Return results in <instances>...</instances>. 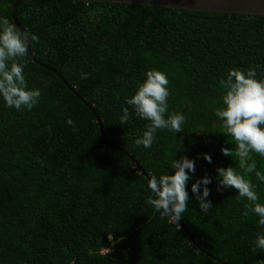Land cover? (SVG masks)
Returning <instances> with one entry per match:
<instances>
[{
  "label": "trees",
  "instance_id": "obj_1",
  "mask_svg": "<svg viewBox=\"0 0 264 264\" xmlns=\"http://www.w3.org/2000/svg\"><path fill=\"white\" fill-rule=\"evenodd\" d=\"M17 1L0 0V17L14 23ZM16 17L39 38L32 46L36 58L95 108L109 143L151 176L174 174L172 159H194L180 222L204 251L227 264H264V250L252 251L264 229L254 214L242 215L247 199H238L234 188L217 190V168L238 163L222 154V147L236 146L226 143L231 138L215 116L223 106L219 81L229 69H256V78L264 79V16L30 0ZM24 60L28 87L41 97L31 110L9 108L0 97V264H223L199 251L180 224L160 219L147 203V178L106 144L95 115L55 73L29 54ZM152 68L167 74L169 112L183 113L186 122L177 134L158 129L151 148H144L135 141L148 121L125 97ZM124 107L131 115L122 125ZM253 158L264 171V157ZM205 175L213 204L206 214L192 193ZM247 178L264 203V182L254 173Z\"/></svg>",
  "mask_w": 264,
  "mask_h": 264
},
{
  "label": "clouds",
  "instance_id": "obj_2",
  "mask_svg": "<svg viewBox=\"0 0 264 264\" xmlns=\"http://www.w3.org/2000/svg\"><path fill=\"white\" fill-rule=\"evenodd\" d=\"M39 43L37 35L17 29V26L6 17H0V97L6 106L16 110H31L39 102L41 90L29 89L24 76V60L29 54V44ZM87 73L81 74V79L87 78ZM256 69L231 68L227 78L220 79L222 89V107L215 110V116L221 121V133L230 137L235 144L234 149L222 147V154L234 158L238 166L218 167L217 190L234 188L238 191V199H247L243 216L249 213L258 217L257 226L264 229V203L259 202L256 191L257 185L247 178L255 174L258 181L264 182V171L257 170V163L253 153L264 157V79H257ZM167 74L152 68L147 71L146 79L138 84L137 90L131 98L125 97L128 105L134 109V114L142 120L148 121L140 138L136 139L137 146L151 148L155 142L158 129H167L174 133L184 130L186 117L178 111L169 112ZM120 124L129 121L131 113L128 107L122 109ZM68 125L76 131L71 118ZM204 159L212 162L210 154H203ZM171 168L174 174L152 175L148 180V188L152 195L147 197V203L160 213V219L166 217L171 221L181 220V216L188 210L189 193L187 184L195 173V161L183 156L172 159ZM239 169V170H238ZM211 178L205 175L196 179L192 184V193L199 203L200 211L207 213L213 204L209 199L208 185ZM203 191L201 193V186ZM257 249L264 250V232H258L254 241L253 253Z\"/></svg>",
  "mask_w": 264,
  "mask_h": 264
},
{
  "label": "water",
  "instance_id": "obj_3",
  "mask_svg": "<svg viewBox=\"0 0 264 264\" xmlns=\"http://www.w3.org/2000/svg\"><path fill=\"white\" fill-rule=\"evenodd\" d=\"M26 1L30 0H18L13 7L12 18L13 22L21 31L27 32L25 28L19 23L16 17V10L18 6ZM75 2H106V3H115V4H131L137 6H153V7H161V8H169V9H178V10H190V11H198V12H209V13H221V14H238V15H260L264 16V0H69ZM29 55L32 58L33 62L40 65L41 67L52 71L55 73L69 88V90L76 95V97L81 100V102L95 115L96 121L100 127L101 135L103 140L106 142L108 146L111 148L118 150L124 153L128 158L132 160L137 169L149 180L151 175L148 174L143 166L128 152L123 150L121 147L113 145L109 143L104 134V128L102 119L99 114L95 110V108L90 105L68 82L67 80L53 67L43 64L40 62L33 53L32 46L29 44ZM181 228H183L189 240L193 243V245L201 252L206 253L208 256L213 257V255L204 251L199 244L196 242L193 235L189 230L186 229V226L178 221ZM215 258V257H213ZM219 262L223 264H227L224 261L215 258Z\"/></svg>",
  "mask_w": 264,
  "mask_h": 264
},
{
  "label": "built area",
  "instance_id": "obj_4",
  "mask_svg": "<svg viewBox=\"0 0 264 264\" xmlns=\"http://www.w3.org/2000/svg\"><path fill=\"white\" fill-rule=\"evenodd\" d=\"M105 252H107V250Z\"/></svg>",
  "mask_w": 264,
  "mask_h": 264
},
{
  "label": "rangeland",
  "instance_id": "obj_5",
  "mask_svg": "<svg viewBox=\"0 0 264 264\" xmlns=\"http://www.w3.org/2000/svg\"><path fill=\"white\" fill-rule=\"evenodd\" d=\"M106 251V250H105Z\"/></svg>",
  "mask_w": 264,
  "mask_h": 264
}]
</instances>
